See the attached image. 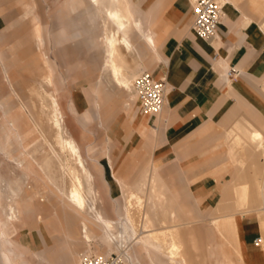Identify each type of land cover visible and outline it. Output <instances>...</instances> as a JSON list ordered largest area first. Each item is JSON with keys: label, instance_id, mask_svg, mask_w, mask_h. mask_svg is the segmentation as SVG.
I'll return each instance as SVG.
<instances>
[{"label": "rangeland", "instance_id": "374dc122", "mask_svg": "<svg viewBox=\"0 0 264 264\" xmlns=\"http://www.w3.org/2000/svg\"><path fill=\"white\" fill-rule=\"evenodd\" d=\"M25 1L15 0V23L9 34L0 42L5 53L4 63L9 67V75L18 94V97L12 96L9 102L13 115L10 126H2L5 120L0 119V130L9 135L8 140L12 143L15 156L9 159L0 150V177L2 188H31V199L24 194H0V210L3 211L6 222L4 230L0 232V238L3 236L5 240L12 241L15 254L21 255L23 244L18 240L23 242V235L26 240L30 235L31 240L35 242L33 249L37 245L38 238L31 230L35 224L40 232L44 250L60 249L63 241L73 244L74 255L71 264L76 263L82 254H95L93 252L120 255L124 264H170L169 257L173 256L170 241L162 242L164 252L157 253L150 249V254L140 240L146 235V232H143V214L148 213L152 220V231H193L200 247V251L195 254L202 255L203 264H264V211L258 209L246 213L248 220L259 222L263 237L261 246L246 253L238 242L237 229L233 226L217 228L216 224L212 223L213 218L220 215H210L208 208L215 206L220 197L219 193L209 197V193L205 194L200 185L197 184L192 189L188 186V181L192 180L197 172L193 169L195 161L203 153L211 155L203 157L204 159L223 158L228 169L232 168L225 157L226 136L222 134L232 125L231 117L224 120L225 126H206L196 133H203L200 136L202 143L189 151L187 161L183 165L184 171H180L172 164L176 152L168 154L169 148L157 146V138L150 130L136 128L137 124L122 115L124 102L130 96L127 90H119L108 84L107 92L101 93L99 97L92 91L102 75L104 62L100 51L104 40V19L98 17L96 10L92 11L93 15L95 14L94 28L86 31L88 17H84L87 14L83 12V2L32 0L35 2V9L32 14L25 15ZM83 14L82 19L76 22L78 26L70 25L74 17ZM35 17L40 20V33L44 37V45L41 48L36 40ZM62 21L66 31L61 30L62 25L59 23ZM91 38L94 44H91ZM147 57L160 65L163 64L160 51L159 55L148 53ZM138 63L143 64L145 60L139 59ZM145 71L147 70L138 74ZM47 78L51 80L52 85L46 83ZM41 85L44 87L41 88ZM11 92L9 88L7 94ZM47 92L59 97L65 115V127L78 130L80 126V133L86 142L82 153L94 175V186L98 191L97 209L106 219L114 221L112 230L103 229L93 220L91 214L83 212L79 216L67 206L63 192L68 191L71 181L69 177L64 178L62 175L61 161L52 150H58L54 139L55 130L49 119L41 115V102L50 111ZM77 96L86 98V101H81V105L74 108L71 99ZM96 101L101 105H97ZM88 113L92 115V119L86 121ZM226 113L224 108L223 115L229 116ZM118 114L121 117L115 123L114 118ZM30 115L33 118H30ZM51 143L53 146L49 145ZM59 156L60 159L66 158L62 153H59ZM108 157L112 160L116 173L124 180L122 185L114 179ZM263 159L262 149L258 161L249 158V164H245L241 169V176L253 177L259 166L264 171ZM28 161L33 166V172L26 177L20 164ZM70 161L75 168L74 160ZM152 164L158 165L162 174V180L158 183L154 178L142 177L144 170L150 169ZM255 164L258 167L255 168ZM259 177L264 179V172L260 173ZM224 179H230L228 171ZM199 180L202 185L212 182L218 187V182L214 183L212 179L202 177ZM39 186L43 187L41 194H38ZM152 189L155 193H152ZM262 197L258 193H250L247 196H239L238 201L249 203L247 205H260ZM40 198L44 201L41 202ZM10 208L16 212V219H9L7 216ZM30 208L34 212L26 224H23V211ZM235 212L239 211L221 214L220 220L223 222L228 218L226 216ZM37 218L42 220L40 224ZM84 222L88 225L90 242H87L81 233ZM43 229L47 231L48 237H44ZM67 233L70 234L69 237ZM5 245L6 242H0V253ZM30 260L36 261L35 258ZM199 260L200 257H194L195 263ZM51 261L55 264L59 259L53 258ZM0 264H3L1 260Z\"/></svg>", "mask_w": 264, "mask_h": 264}, {"label": "crops", "instance_id": "0c3cea01", "mask_svg": "<svg viewBox=\"0 0 264 264\" xmlns=\"http://www.w3.org/2000/svg\"><path fill=\"white\" fill-rule=\"evenodd\" d=\"M73 1L83 2V12L87 15H77L72 19L70 25L78 26L77 21H80L83 16L88 17L86 31H90L94 28L95 20V14L93 15L92 11L96 9L89 5L90 0ZM123 1L130 8L133 14L132 17L141 22L144 33L150 36L153 42V46H150L138 30L133 31L136 53L133 58L127 55V60L132 68L129 75L137 76L143 70L150 71L157 79L166 80L168 92L165 107L160 114L150 115L144 113L141 107L139 108L138 102L129 101L128 98L124 102L125 109L122 115L137 124L135 125L136 128L150 130L151 134L157 138V146L169 148L168 154L171 152L175 154L176 152V158L172 161V164L180 171H184L183 165L187 161L189 151L199 147L202 143V137L200 136L203 133H196L202 131L206 126H225L224 120H229L231 117L232 125L222 134L226 136V142L224 143L226 146L225 157L232 168L228 169V165L223 158L204 159L203 157L209 155L203 153L195 161L196 164L193 169L197 172L194 174L193 179L188 181V186L189 189H192L193 186L200 185L205 194L206 192L209 193V197L219 193L220 197L215 206L208 208L210 215L218 214L221 216V214L229 211H239L226 216L228 218L223 222L220 220V216L214 217L212 223L216 224L217 228L225 229L233 226L237 229L239 244L246 253H250L254 248L257 249L254 245L255 239L259 236L262 237V233L259 222L248 220L246 213L258 209L264 211V196L262 195L260 205H247L249 203H241L238 200L239 196H247L250 193L261 195L258 187L264 184V179L259 177L257 181L255 174L253 177L245 175L243 178L240 173L243 166L249 164V158L258 160L259 152L264 146V0H221L224 16L218 28L217 36L211 40L200 39L193 32L191 13L193 0ZM14 3L15 0H0V42L5 35L9 34L12 25L15 23ZM23 5L25 15L33 13L35 9L34 1L30 0L29 2L26 0ZM97 15L101 18L99 14ZM58 18L60 19V17ZM34 22L37 33L36 40L41 48L44 45V37L40 33L39 18L35 17ZM59 25H62L61 30L66 31L63 21ZM90 42L94 44L92 38ZM101 49L100 51H102ZM159 51L162 65L147 57L148 53L159 55ZM101 56L104 60L102 75L92 88V91L98 97L101 93L107 92L108 84L116 88L114 85L116 80H113L110 74L106 75V59L102 52ZM4 58L5 53H3L0 43V119L5 120V124L2 126H10L13 115L11 114L9 102L12 96L18 97V94L11 81L9 67L4 63ZM139 59H147L151 62L145 68L144 63H138ZM227 71L231 72L229 77L226 76ZM233 71H236V73H233ZM46 83L52 85L51 80L49 83L46 80ZM8 86L12 91L11 94H7ZM41 86V88L44 87ZM54 97L64 117L60 99L58 96ZM81 101H86V98L73 97L71 99L72 107L76 108L77 105H81ZM96 104L101 105L98 101H96ZM224 108H226L229 116L225 117L223 115ZM120 117L121 115H116L114 122L116 123V120H119ZM30 118H32V115H30ZM90 119H92V115L88 113L86 121ZM68 130L83 151L86 142L80 133V126L78 130L76 128ZM0 131V150L9 159H13L15 156L13 155L12 143L8 140L9 135H6L3 130ZM256 133H261L263 138L255 140ZM183 144L184 146L176 151ZM108 162L114 179L122 185L123 179L116 173L109 157ZM20 168L26 174V177L33 172V166L29 161L20 164ZM105 170L107 169L105 168ZM226 171L229 172L230 179H224ZM262 172H264L263 169ZM142 177L154 178L157 183L160 182L162 174L159 171V166L152 164L150 169L144 170ZM202 177L203 179H212L214 183L217 181L218 187L215 184L213 185L212 182L203 183L202 185L199 180ZM240 180L246 183L243 189L240 188ZM30 189L19 186L0 187V194H27L25 197L30 196L31 199ZM42 190L43 187L39 186L38 194H41ZM152 193H155L154 189H152ZM67 206L75 212L68 204ZM33 212L31 208L25 212L23 211L21 222L26 224ZM144 214L143 232H146V235L140 240L148 253L151 254L150 249L155 250L157 253L164 252L162 242L170 241L173 247V256L169 257L170 264H179L181 260H187L188 264H203L202 255L200 253L195 254L200 251V247L193 231H177L175 233L152 231L150 229L152 220L148 213V218H145ZM92 217L97 224H100L106 230L100 222L95 220L94 216ZM37 221H39V224L42 222L40 218H37ZM110 221L114 225V221ZM5 224V220L0 223L2 231ZM83 225L81 233L86 240ZM31 230L34 232V236L36 235L38 238L37 245L33 249L35 242L31 240L30 235L27 236L28 240L23 235V242L18 240L23 244L21 255L15 254V245L12 241L5 240L1 236L0 242H6L0 253V260L3 264H52L51 259L53 258L59 259L55 264H71L74 255L73 244L70 245L63 241L60 249L44 250L37 225L33 224ZM43 235L48 237L45 229H43ZM66 235L70 236L69 233ZM70 248L71 250H69ZM193 256L200 257L198 263L194 262ZM30 258H35L36 261L32 262ZM77 263L78 260L74 264Z\"/></svg>", "mask_w": 264, "mask_h": 264}, {"label": "bare ground", "instance_id": "6f19581e", "mask_svg": "<svg viewBox=\"0 0 264 264\" xmlns=\"http://www.w3.org/2000/svg\"><path fill=\"white\" fill-rule=\"evenodd\" d=\"M89 5L95 8L98 14L104 19L103 27L105 30L101 52L106 59V75L110 74L111 78L113 80H116L114 85L119 90H127V92L130 94L129 100L138 102L141 107L140 100L138 99L137 93L134 91L132 86L133 81L140 74H138L136 77L135 75H129V71L132 68L130 67V63L127 60V55L133 58L136 53L132 35L134 30H138V32L143 36L147 43L150 46H153V42L150 36L144 33L141 22L135 20L132 17L133 14L130 8L127 6V4L124 3L123 0H90ZM144 60L145 68H147L151 61L147 59ZM226 76H230L229 71L226 72ZM133 77L135 78L133 79ZM46 80L48 83L50 82L49 79ZM46 94L50 98V111H48L46 109V105L41 102V115L49 119L52 128H54L55 130L54 139L56 140L55 145L57 146L58 150H55L54 148H52V150L55 156L61 161L60 169L62 171V175L64 176V178L69 177L71 181V185L68 191L66 193H64L65 191L63 192V195L66 197V203L70 207H72L79 216L82 215L83 212H87L94 216L95 220L100 222L106 228V230H112V228L114 227L113 223L110 220L105 219L103 214L97 209L98 191L94 186V175L83 156L82 149L73 138L69 130L64 126V117L61 113L56 98L49 92H47ZM142 111L144 112L143 109ZM262 138L263 135L261 133H256L254 136L255 140H261ZM49 145L53 146L52 143ZM59 153L65 154L66 158L60 159L62 156L60 154V157ZM70 160H74V164L76 165L75 168L72 166V161ZM256 166L258 167L257 164H255V168ZM40 167L42 168V170H44L42 166ZM261 171L262 167L259 166L258 169H256L255 173L257 181L259 180V174L261 173ZM245 185L246 183L243 180H240V188L243 189ZM0 187H3L1 177ZM258 190L259 193L264 196V184L260 185L258 187ZM40 201H43V199H41ZM10 209L11 211L7 216L9 217V219H16V212L14 211V209ZM144 217L148 218V214H144ZM4 219V213L2 210H0V223H2ZM83 229L86 240L90 241L86 223H84ZM0 231H2L1 228ZM262 244L263 237L260 243L254 245L256 247H259ZM93 253L101 256L115 255L113 253ZM79 261L80 257L78 258V263ZM179 264H188V262L187 260H181Z\"/></svg>", "mask_w": 264, "mask_h": 264}, {"label": "built area", "instance_id": "2783aa9c", "mask_svg": "<svg viewBox=\"0 0 264 264\" xmlns=\"http://www.w3.org/2000/svg\"><path fill=\"white\" fill-rule=\"evenodd\" d=\"M191 13L195 35L203 40L214 39L224 16L221 0H193ZM132 86L144 112L157 115L163 111L168 92L166 80L157 79L153 74L143 72L133 81ZM261 241L262 237L259 236L255 239V244ZM78 264H124V261L120 255L101 256L86 253L81 255Z\"/></svg>", "mask_w": 264, "mask_h": 264}]
</instances>
